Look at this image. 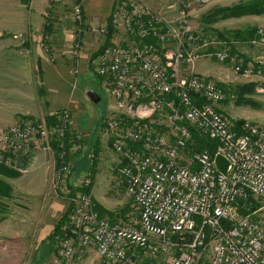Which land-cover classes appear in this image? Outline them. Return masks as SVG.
<instances>
[{
    "label": "built area",
    "instance_id": "2783aa9c",
    "mask_svg": "<svg viewBox=\"0 0 264 264\" xmlns=\"http://www.w3.org/2000/svg\"><path fill=\"white\" fill-rule=\"evenodd\" d=\"M64 19L74 24L72 57L80 50L77 36L107 38L111 30L92 60V72L111 85L113 111L103 128L132 210L127 221L99 215L91 194L84 191L92 184V152L87 154V170L69 180L74 190L70 194L63 152L54 188L67 199L69 213L62 230L70 235L55 237L48 264L80 261L88 251L103 264H131L141 254L151 261L165 257L164 264H264V127L245 122L236 135L219 112L224 94L215 82L195 75L178 78L169 53L164 51L163 63L154 44L142 43L150 38L164 50L173 35L161 31L159 18L140 0H115L108 21H84L80 5ZM121 36L129 39L127 45H121ZM213 56L219 63L232 60L224 48ZM194 60L190 52L182 61ZM234 70L243 76L253 73L250 65H235ZM171 95L177 105L166 100ZM154 115L155 122L162 119L167 125L153 128L149 119ZM70 120L64 109L52 126L43 120L22 121L1 130L0 165L20 174L37 169L35 156L53 152L52 141L63 150ZM189 127L216 142L213 154L188 149ZM74 135L70 152L86 151L82 138ZM216 156L227 161L225 174L216 168ZM249 198L259 206L241 214L248 209L239 202ZM204 252L209 253L206 263L201 261Z\"/></svg>",
    "mask_w": 264,
    "mask_h": 264
},
{
    "label": "rangeland",
    "instance_id": "374dc122",
    "mask_svg": "<svg viewBox=\"0 0 264 264\" xmlns=\"http://www.w3.org/2000/svg\"><path fill=\"white\" fill-rule=\"evenodd\" d=\"M54 1L47 0V16L54 8ZM140 1L151 14L159 18L161 31L170 30L174 36H170L163 49L170 54L172 58L170 62L177 77L187 78L190 75H195L225 86L257 84L255 93L245 96L246 99L252 101L253 105L239 106L231 99L224 101L218 108L222 110L223 115L231 123L250 122L264 127V76L254 68L255 64L264 66V15L222 19L210 25L209 28L212 31L224 36H229V33L236 31L246 32L252 28L257 31L258 38L256 40L229 39L231 41L227 44L219 40L217 34L204 31L205 27L201 23V18L212 10L230 7L242 0ZM80 2L81 0L66 1L62 18L70 13L75 5H80L82 8ZM92 5L91 8H94L95 12L100 11L103 15L106 11L109 14L113 7L111 4L107 10L105 8L106 3L101 4L103 7H97L98 4L94 3ZM65 20L72 22L70 19ZM72 25L74 28L73 23ZM73 30L68 37L69 39L65 38L64 34L62 35L61 41L64 45H58L60 48H57V45H53V43L50 44L49 33L40 36V41L43 42L40 48L51 66V72L47 71L50 82L37 84L39 95H43L39 99L37 107H39L40 112L44 113L43 116L31 117L33 120L19 118L15 120L14 124L22 121L43 120L45 122L46 113L51 115L58 114L64 109L67 110L71 119V131L73 130L82 138L85 149L89 144L93 148L96 141L100 148L97 157L99 160L96 161L95 169L92 170L91 191L93 190L97 203L92 198L93 201L112 214L120 215L121 212L125 211L127 214L125 218H117L115 221H127L131 218L129 217L132 210L131 201L126 194L123 183L115 173L118 158L108 144V137L105 135L104 128L101 127L105 118L113 111L110 95L111 85L105 79L99 81L94 78L91 71L93 55L99 49L101 42H95L91 39L89 49H85L83 36L88 33L80 34L77 36L80 42V50L76 57H72L69 45L76 39ZM45 37L47 42H45ZM121 38L126 39L124 36ZM47 43L49 44L47 46L48 51H44V45ZM52 46L54 50H52ZM230 47L233 48L234 54L231 53ZM221 48L229 50L232 60L224 63L215 60L213 53ZM190 52L195 55V60L191 64H186L182 60ZM29 54L32 56L31 52ZM175 58L178 61L175 62ZM239 64L243 67L252 66L253 73L249 76H243L235 72V65ZM52 68L58 77L55 81L51 77L53 76ZM50 90L54 92L50 93ZM91 96L95 99H92ZM147 115L149 116V113ZM155 120V115L149 119L153 128L167 125L165 120L160 119L157 122ZM40 153L41 156H35L37 169L27 174L19 173L20 176L16 179L2 178L10 184L13 191L10 199H0V264H48L49 262L50 241H47V238L67 209L68 203L66 197L54 188L55 175L60 162L58 165L53 152L45 154L40 151ZM87 154L86 150L81 152L82 156L77 158V155L71 152L69 162L71 165L68 163L69 167L72 166V170L69 168L71 180H76L81 173L87 170L89 166ZM33 155H35L34 152ZM128 206L129 211L126 209ZM208 258L209 253L204 252L201 261L206 263ZM146 260L149 259L141 254L131 264H142ZM165 260V257L161 256L155 261H150L149 264H164ZM73 261H76V264H103L94 251H88L80 261L72 260L68 264Z\"/></svg>",
    "mask_w": 264,
    "mask_h": 264
},
{
    "label": "crops",
    "instance_id": "0c3cea01",
    "mask_svg": "<svg viewBox=\"0 0 264 264\" xmlns=\"http://www.w3.org/2000/svg\"><path fill=\"white\" fill-rule=\"evenodd\" d=\"M66 1L68 0H55L54 8L47 16V0H0V130L14 124L19 118L43 116L44 112H40L37 107L39 99L43 96L39 95L37 84L50 82L47 71L51 72V66L40 48L43 44L40 36L49 33L50 44L57 45V48H60L58 45L63 44L61 41L63 34L65 38L70 37L73 29L72 22L62 18ZM80 3L86 21L104 22L108 21L110 13L107 14L106 11L103 15L100 11L95 12L91 6L93 7L94 3L98 4L97 7H103L101 4L106 3L105 8L109 10L115 0H81ZM91 39L101 42L99 49L104 48L106 38L96 39L86 34L83 36L85 49H89ZM127 39L120 38L122 46L128 44L129 39ZM52 50H54L53 46ZM52 74V80L55 81L58 77L53 68ZM54 91L50 90V93ZM47 114L50 113H46L45 116ZM90 145L86 150L92 148ZM71 178L72 176L69 180ZM91 196L97 203L93 190ZM75 262L71 264H76Z\"/></svg>",
    "mask_w": 264,
    "mask_h": 264
},
{
    "label": "trees",
    "instance_id": "16d2710c",
    "mask_svg": "<svg viewBox=\"0 0 264 264\" xmlns=\"http://www.w3.org/2000/svg\"><path fill=\"white\" fill-rule=\"evenodd\" d=\"M260 15H264V0H242L238 4L232 5L230 7L218 8V9L212 10L211 12L202 16L201 23L205 27V29H203L204 31L213 32V33L217 34V37L219 40L224 41L227 44H229L231 41L229 39H240L242 41L249 40V39L256 40V38H258L257 31L254 28H252V29L246 30V32H237L236 31V32L229 33V36H224L218 32L212 31L209 28L210 25H212L215 22H217L218 20H222V19L240 18L243 16H260ZM110 35H111V30L109 29V33H108V36L106 38V41H108ZM142 43L154 44L159 50V55L161 57L162 62L163 63L165 62V59L162 56L165 50L160 49V47L157 45L155 40L148 38V39L142 41ZM101 50L102 49H99V51H97L93 55V57H95ZM230 51L232 54H234V50L232 47H230ZM254 68L256 71L259 70L264 76V66H259L258 64H255ZM91 71H92V69H91ZM167 72L170 74L171 69H168ZM93 75H94V78H96L99 81H102L104 79L103 77L97 76L94 73H93ZM216 85L219 89H221V91L224 94V100L221 102V105L224 101L231 100V99H233L234 103L239 105V106L251 105V104L253 105L252 101L246 99L245 96L254 94L255 93V87L257 86V84L225 86L223 84L216 83ZM192 98H195V96L192 95ZM196 98H198V97L196 96ZM171 99L175 100V105H177V100L174 99V96L171 95V96L166 97V100H171ZM219 112L223 115L221 109H219ZM56 115H57V113H54L51 115H47L45 117V123L47 126H52L55 124ZM23 119L33 120L32 118H23ZM101 121H102V119L100 120V122ZM232 124H233V132L236 135H239L240 134L239 129H240L241 125L243 124V122L238 121V122L232 123ZM101 127H104L103 123L101 124ZM189 130H190L191 135H192V144L188 146V149L190 151H195V152L207 151L210 154L214 153L216 146H217V144L214 140H211L208 137L199 134V132H197L193 128L189 127ZM82 143H84V142L81 141V144ZM73 144H75V135L72 131H69L66 134V139H65L63 150L59 149L58 143L56 141L51 142L52 150H53V153H54V156L57 160L58 165H59V161H60L59 156L63 152H64L65 163L68 164L70 162V160H71L70 150H71V147L73 146ZM108 144L111 147V143L108 142ZM89 151L92 152V154L94 155L92 166L90 168L91 173H92V170H94V168H95L96 161L98 159L97 157H98V154L100 151V148L97 146V141H96V144L93 145V148H91V150L87 149V152H89ZM81 152L75 153V155H77L76 156L77 158L79 156H82ZM69 168H70V170H72V166H70ZM19 176H20V174L18 172L0 165V199H10L12 197V191H13L10 184L5 182L2 178L16 179ZM70 176H71V174L69 173L66 180H65L67 185L69 183ZM92 177H93V173H92ZM123 186H124V184H123ZM68 187L71 190L70 194H72L74 190H72L70 185H68ZM91 189H92V184L88 189H85L84 191L86 193L91 194ZM239 203H240V205L244 204L245 208L248 209V210H240L241 214H246L249 211H252L259 206L258 203L254 202L250 198L247 199L246 201H240ZM95 208H96V210L100 216H106L112 222L115 221V219H117V218H123L124 219L125 215H127V214H125V211L121 212L120 215L112 214V213L104 210L102 207H100L96 203H95ZM128 208H129V206L126 209L128 210ZM68 213H69V206L67 207V209L63 213L60 220L56 223L53 232L47 238V241H50L49 253L52 252V244H53L55 237H57V236L66 237V236L70 235L69 230H66V231L62 230L63 226L66 224ZM150 261L151 260H146V261L142 262V264H149V263H151Z\"/></svg>",
    "mask_w": 264,
    "mask_h": 264
},
{
    "label": "water",
    "instance_id": "95a60500",
    "mask_svg": "<svg viewBox=\"0 0 264 264\" xmlns=\"http://www.w3.org/2000/svg\"><path fill=\"white\" fill-rule=\"evenodd\" d=\"M89 96H90V94H89ZM91 97H92V99H95L93 96H91ZM215 166L222 174H225L227 171L228 163L223 157L216 156L215 157Z\"/></svg>",
    "mask_w": 264,
    "mask_h": 264
}]
</instances>
